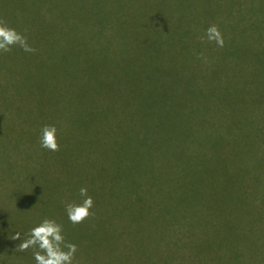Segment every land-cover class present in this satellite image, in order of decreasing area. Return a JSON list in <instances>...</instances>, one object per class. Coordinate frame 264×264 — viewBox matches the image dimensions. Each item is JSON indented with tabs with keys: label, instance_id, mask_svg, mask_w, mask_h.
Listing matches in <instances>:
<instances>
[{
	"label": "trees",
	"instance_id": "trees-1",
	"mask_svg": "<svg viewBox=\"0 0 264 264\" xmlns=\"http://www.w3.org/2000/svg\"><path fill=\"white\" fill-rule=\"evenodd\" d=\"M0 18L37 50L0 53L8 264H36L16 249L45 218L78 246L76 264H147L154 208L138 222L131 202L147 189L156 201L175 181L182 203L162 206L183 219L175 232L208 197L218 220L242 225L240 170L264 159V0H0ZM213 24L222 48L201 41ZM45 125L60 130L59 151L40 146ZM81 187L94 215L73 224L57 207L79 203Z\"/></svg>",
	"mask_w": 264,
	"mask_h": 264
},
{
	"label": "rangeland",
	"instance_id": "rangeland-1",
	"mask_svg": "<svg viewBox=\"0 0 264 264\" xmlns=\"http://www.w3.org/2000/svg\"><path fill=\"white\" fill-rule=\"evenodd\" d=\"M187 5L192 7L195 3L187 2ZM188 12L191 17L196 13L192 9ZM240 176L242 180L250 184L249 192L242 204V213L245 216L242 225H231L218 220L215 201L208 197L206 202L199 203L195 208L192 218H186L183 221L186 228L194 226L196 228L185 234H183L186 229L184 227L181 231L175 232L168 227L169 223L172 219L177 222L183 219L177 218L178 213H167L162 206L172 197L177 203H182L180 201L183 199V194L180 198L179 194L185 188L181 190L179 182L168 183L169 188L163 190L162 196L156 201L150 199L153 194L149 189L146 190L148 196L137 195L131 202V208L136 210L132 216L135 220L143 222L148 215L147 211L150 209L148 207L154 208V210L150 209L152 212L149 214L154 225V234L140 244L149 256L147 264H264V159H259L252 165L242 168ZM205 194L208 196V190ZM139 207L142 211H138ZM57 208L59 209L57 214L60 216L67 214L62 210V206ZM169 215L172 217L168 219ZM208 222L215 226V231ZM184 240L188 241V244H185ZM241 250L245 251V260L240 256L235 261V256H239ZM4 253L5 250L1 249L0 264L9 263Z\"/></svg>",
	"mask_w": 264,
	"mask_h": 264
},
{
	"label": "clouds",
	"instance_id": "clouds-1",
	"mask_svg": "<svg viewBox=\"0 0 264 264\" xmlns=\"http://www.w3.org/2000/svg\"><path fill=\"white\" fill-rule=\"evenodd\" d=\"M215 43L219 47L225 46L223 33L219 26H209L201 41ZM14 47H19L28 53L37 50L28 43V37L9 26L4 18H0V53H9ZM201 59L207 63V59L201 54ZM40 146L49 151L60 150V130L55 125H45L41 129ZM81 200L76 202H65V210L68 219L73 224L83 223L94 215L92 209L95 207L94 199L88 194L87 187L79 190ZM20 233H16L11 239L19 240ZM33 250L36 264H76L78 246L69 242L64 235V227L55 219L45 218L40 224L33 227L27 234V238L18 245L16 251L27 252Z\"/></svg>",
	"mask_w": 264,
	"mask_h": 264
}]
</instances>
